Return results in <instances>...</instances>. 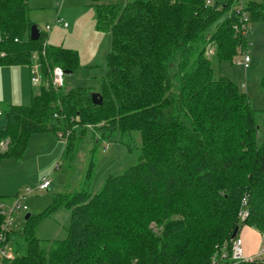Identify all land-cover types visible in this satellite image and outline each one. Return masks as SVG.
<instances>
[{"label": "trees", "instance_id": "1", "mask_svg": "<svg viewBox=\"0 0 264 264\" xmlns=\"http://www.w3.org/2000/svg\"><path fill=\"white\" fill-rule=\"evenodd\" d=\"M29 1L0 0V67H31L37 54L43 73L30 105L4 113L0 145H9L0 149V163L22 159L30 138L47 132L139 134L141 148L138 162L108 176L101 190L69 193L36 221L30 215L25 248L14 244L11 231L6 243L15 259L0 264H233L237 228L236 238L244 227L264 237V139L247 94L215 79L206 56L207 45L221 62L247 48V38L234 29L237 3L98 5L96 29L111 34L112 46L103 104L96 106L84 88H46L54 67L74 73L80 57L63 47L44 48L43 32L31 41ZM242 1L251 22H264V0ZM61 208L71 211L67 237L46 248L37 226ZM4 222L0 214V233Z\"/></svg>", "mask_w": 264, "mask_h": 264}, {"label": "rangeland", "instance_id": "2", "mask_svg": "<svg viewBox=\"0 0 264 264\" xmlns=\"http://www.w3.org/2000/svg\"><path fill=\"white\" fill-rule=\"evenodd\" d=\"M134 1H29V20L43 33H46L47 26L51 27L46 33L48 45L63 46L79 53V68L65 77L68 88H84L90 93H100L106 76L112 37L111 34L96 29L97 4H129ZM58 18L69 27L58 24ZM247 40V48L232 61H219L213 45H207L206 56L211 59L215 79H226L247 94L255 113L261 142L264 139V22H249ZM245 56L250 58L248 69L241 64ZM27 75L30 91L25 101H19V91L13 87L11 79L6 77L4 89L0 91V125L4 124V113L10 107L30 105L32 87L34 94L39 91L40 87L33 86L30 82L29 69ZM90 129L93 130L92 127ZM94 132L82 134L67 130L58 132L59 135L53 132L36 134L30 138L22 159L5 158L1 161L0 200L7 206H12L18 198H22L21 204L27 207V211L13 215L12 232L17 236L14 244L25 248L22 231L26 226L27 215H31L32 220L36 221L37 216L48 212L61 196L84 188H89L92 192L101 190L108 176L120 174L138 162L141 148L139 134L121 136L116 131L103 133L97 129ZM71 137L75 139H70ZM8 145L9 140L3 141L1 151H7ZM43 180L50 181L51 186L46 191H39ZM70 217L71 211L61 208L37 226L36 237L44 247L49 248L52 243L63 241L67 237ZM151 227L159 232L154 223ZM224 250L227 253V248Z\"/></svg>", "mask_w": 264, "mask_h": 264}, {"label": "built area", "instance_id": "3", "mask_svg": "<svg viewBox=\"0 0 264 264\" xmlns=\"http://www.w3.org/2000/svg\"><path fill=\"white\" fill-rule=\"evenodd\" d=\"M219 0H205L206 7H213L216 2ZM237 5L235 6V15L236 18L239 20V23L235 25L234 29L237 33H240L244 37H248V25L250 22V18L247 12L244 11L243 8V1L242 0H234ZM58 24H63L64 27H68L67 23H63L61 20H57ZM51 27H47V31H49ZM46 45H44V48ZM34 62L30 67L31 71V84L33 86H41L43 82V74H42V67L39 63V57L37 54L33 55ZM250 58L245 56L244 60L241 61V64L245 67V69L249 68ZM66 73L61 67H55L50 73V80L46 82V88H51L55 92H59L66 88V81H65ZM1 116V113H0ZM51 183L48 180H43L42 184L39 186V191H46L50 188ZM22 198H18L16 202L10 206L2 202L0 204V214L5 217V222L2 225L1 233H0V242L4 245L0 247V260H9L12 261L15 259V254L12 250L10 244L6 243L7 235L12 231V227L14 224L13 215L15 213H19L21 211H27V207L21 204ZM241 215V220H245L248 217V213L244 211ZM225 251V250H224ZM226 257V254L223 255ZM231 261L233 264H261L264 262V246L260 248L258 253L254 255H246L243 249L242 239L240 237L233 240L232 247H231Z\"/></svg>", "mask_w": 264, "mask_h": 264}, {"label": "crops", "instance_id": "4", "mask_svg": "<svg viewBox=\"0 0 264 264\" xmlns=\"http://www.w3.org/2000/svg\"><path fill=\"white\" fill-rule=\"evenodd\" d=\"M97 5H99V4H97ZM58 19L61 20L60 18H58ZM61 21H63V20H61ZM47 27H50V26H47ZM47 27H46V33L48 32L47 31ZM65 28H67V27H65ZM40 36H41V34H40ZM44 45L47 46L48 43L45 42ZM48 46L61 47V46L54 45V44L48 45ZM63 48H65V47H63ZM65 49H67V48H65ZM69 50H72V49H69ZM28 69L30 71V67H26V66L0 68V91L2 89H4V83L6 81V77L8 76L11 79L12 83L14 84L13 87L16 90L19 91L18 92L19 101H22L24 99L27 100L28 99V94H29V91H30L29 79H28V75H27V70ZM30 82H31V71H30ZM33 89H34V87L31 88V97H32V94H33ZM15 106H26V105H15ZM58 135H59V133H58ZM239 236L242 239L243 249H244V253L246 255L250 256V255H254V254L258 253V251L262 247V243L264 241V237L259 232H257L256 230H254L252 228L244 227L241 230Z\"/></svg>", "mask_w": 264, "mask_h": 264}, {"label": "water", "instance_id": "5", "mask_svg": "<svg viewBox=\"0 0 264 264\" xmlns=\"http://www.w3.org/2000/svg\"><path fill=\"white\" fill-rule=\"evenodd\" d=\"M40 34H41V31L38 29V27L36 25H33L31 27V30H30V39L31 41H38L40 39ZM66 74H69L67 72H65ZM71 88H67V91H69ZM91 98H92V102L94 105L96 106H101L103 104V97L100 93H91ZM30 218V215H27L26 216V220H28ZM238 232H239V228H237L233 235H232V239H235L238 235Z\"/></svg>", "mask_w": 264, "mask_h": 264}]
</instances>
